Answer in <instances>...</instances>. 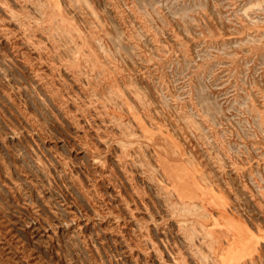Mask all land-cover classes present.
Wrapping results in <instances>:
<instances>
[{
	"label": "rangeland",
	"instance_id": "rangeland-1",
	"mask_svg": "<svg viewBox=\"0 0 264 264\" xmlns=\"http://www.w3.org/2000/svg\"><path fill=\"white\" fill-rule=\"evenodd\" d=\"M0 264H264V0H0Z\"/></svg>",
	"mask_w": 264,
	"mask_h": 264
},
{
	"label": "crops",
	"instance_id": "crops-1",
	"mask_svg": "<svg viewBox=\"0 0 264 264\" xmlns=\"http://www.w3.org/2000/svg\"><path fill=\"white\" fill-rule=\"evenodd\" d=\"M255 232V231H254Z\"/></svg>",
	"mask_w": 264,
	"mask_h": 264
}]
</instances>
